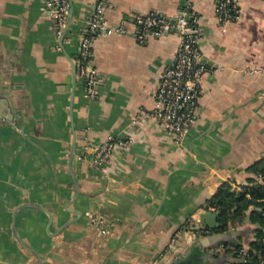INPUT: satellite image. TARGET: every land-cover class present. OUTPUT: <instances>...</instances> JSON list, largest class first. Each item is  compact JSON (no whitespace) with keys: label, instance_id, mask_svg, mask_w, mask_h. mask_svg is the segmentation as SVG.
Wrapping results in <instances>:
<instances>
[{"label":"crops","instance_id":"0c3cea01","mask_svg":"<svg viewBox=\"0 0 264 264\" xmlns=\"http://www.w3.org/2000/svg\"><path fill=\"white\" fill-rule=\"evenodd\" d=\"M49 1L0 0V264H232L233 245L253 240L252 207L223 233L206 207L223 184L246 185L264 160V0H240L239 18L223 26L215 0L194 1L209 72L179 144L152 118L132 124L153 107L180 43L170 31L141 45L134 20L152 11L173 19L186 0H70L63 40ZM98 1L107 25L125 33L93 40L103 80L88 98L76 65ZM109 137L132 140L96 169ZM220 234L227 239L211 240Z\"/></svg>","mask_w":264,"mask_h":264},{"label":"built area","instance_id":"2783aa9c","mask_svg":"<svg viewBox=\"0 0 264 264\" xmlns=\"http://www.w3.org/2000/svg\"><path fill=\"white\" fill-rule=\"evenodd\" d=\"M194 1L196 0H186L185 5L173 19L165 17L159 11H152L138 14L134 20L136 26L134 37L141 45L170 31L176 32L179 37L178 52L156 83L153 107L150 110L137 111L132 119V124H138L144 117L154 119L165 134L177 144L183 141L197 121L203 94L202 80L209 72V68L200 62L199 40L202 29L198 23V15L193 11ZM239 3L240 0H215V13L222 26L239 18ZM70 6V0H50L45 7L55 20V33L61 40L68 29ZM106 6L104 1L96 3L81 33L76 66L77 73L85 85V96L88 98L96 96L97 87L103 80L93 67V40L109 31L125 33L122 25L111 27L107 25L104 17ZM131 140L109 137L95 152L91 165L96 169L100 168L111 160L115 149L125 148ZM258 178L262 179V176L259 175ZM203 232L209 234L211 231L206 229ZM232 264H253L248 250L240 248L235 251ZM257 264H264V259H259Z\"/></svg>","mask_w":264,"mask_h":264},{"label":"trees","instance_id":"16d2710c","mask_svg":"<svg viewBox=\"0 0 264 264\" xmlns=\"http://www.w3.org/2000/svg\"><path fill=\"white\" fill-rule=\"evenodd\" d=\"M253 176L248 179L242 191L225 183L207 202V207H213L218 212V227L214 232L223 233L236 224L243 225L248 210H250L247 227L253 226L254 237L248 247L249 257L253 264L264 259V160L255 163L249 169ZM262 176V179L258 177ZM235 251L243 248L235 243Z\"/></svg>","mask_w":264,"mask_h":264},{"label":"water","instance_id":"95a60500","mask_svg":"<svg viewBox=\"0 0 264 264\" xmlns=\"http://www.w3.org/2000/svg\"><path fill=\"white\" fill-rule=\"evenodd\" d=\"M251 210V209H250ZM208 218H209V221L212 223H209V226L212 228V229H216L218 227V222H217V213H209L208 215ZM248 221H249V216H247L246 218ZM226 238V235H216L213 239L211 238V240H214V241H217V242H220V241H225ZM19 242L24 246L26 247L27 249H29L31 251V249L26 246L23 242H21L19 240ZM33 253V251H31Z\"/></svg>","mask_w":264,"mask_h":264}]
</instances>
